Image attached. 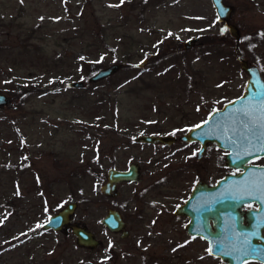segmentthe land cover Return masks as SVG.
<instances>
[{
	"label": "rangeland",
	"instance_id": "374dc122",
	"mask_svg": "<svg viewBox=\"0 0 264 264\" xmlns=\"http://www.w3.org/2000/svg\"><path fill=\"white\" fill-rule=\"evenodd\" d=\"M224 2L238 40L210 0H0V92L15 95L0 108V264H215L196 245L179 249L173 210L192 179L230 171L215 144L197 159V144L180 135L243 92L239 58L264 79V0ZM164 133L178 140H134ZM132 162L140 179L105 196L108 169ZM68 202L96 248L78 245L69 227L42 228ZM108 208L129 237L101 223Z\"/></svg>",
	"mask_w": 264,
	"mask_h": 264
},
{
	"label": "water",
	"instance_id": "95a60500",
	"mask_svg": "<svg viewBox=\"0 0 264 264\" xmlns=\"http://www.w3.org/2000/svg\"><path fill=\"white\" fill-rule=\"evenodd\" d=\"M218 21H222L225 23V27L229 30V33L237 40L239 39V31L237 27L230 22L231 13L233 11V7L231 5H227L224 0H210ZM198 38H190L183 42V46L185 48H189L193 42H196ZM241 62V67L244 69L248 77L245 81V86L243 92L233 98L232 100L224 103L220 108H216L211 111L208 116L199 124L202 125L204 121L208 120L209 124H203L202 128H197L196 125L189 128V130L181 137L184 141H198L201 144V147L204 149L209 143H216L219 148H222L227 151L226 159L229 167L239 168L241 171L237 173L226 174L220 182L213 187V189H219L217 193H222L227 188H244V182L246 179L249 183H259L261 176V170H264V165H248L244 161H238L237 163H233V158L235 156V152L231 148H227L224 141L217 138L216 136H202L201 133L206 131L214 121L209 120V117L212 116L219 110V112H224L226 109L237 107L238 104H230V101H238L241 97H249L251 92L257 91V82L264 83V79L261 76L260 70L255 65H250L245 59L239 58ZM145 60L142 61L139 65H143ZM120 64H112L109 67L98 69L95 73H93L88 81L93 82L104 77H107L118 70ZM68 87L71 88H80L83 86V82L81 81H70L68 82ZM10 99L4 94L0 93V108L8 105ZM191 129V130H190ZM137 143H145V144H153V143H162L168 144L174 140V137L169 135H151V134H139L134 138ZM259 157H264V153L258 154ZM255 157H245V160H251ZM253 171L254 175H248L249 171ZM140 179V168L139 165L135 162L130 163L126 169L120 170L116 168H110L107 171L106 181L102 183L100 186L101 192L108 197H116L119 195V191L117 189L118 184L122 182H135ZM206 187L204 184H198L191 194L189 201L194 199L198 189ZM233 188V189H234ZM229 201V200H225ZM77 204L75 202H68L65 204L60 210L56 213L50 215L47 220L43 223L42 228L45 230H63L66 228H70L71 232L76 238V243L82 247L92 248L96 247L98 244V239L94 236V233L91 232L87 227L80 225L76 222H72V216L75 212ZM262 205L259 203V208L250 213L251 220L252 218H256L258 221L264 216H262L260 209ZM181 209V208H180ZM180 209H177L179 212ZM101 223L112 233H117L121 238H124L128 235V230L126 229V223L118 209L108 208L105 216L101 219ZM255 225V224H252ZM263 225L261 224V228ZM259 233V232H258ZM262 239V238H261ZM263 246L257 247L264 249V239L261 240ZM241 249V248H236ZM215 250V249H214ZM231 251V255H220L219 253L214 251V255L221 257L228 263L231 264H242L245 260H258L264 263V258L258 255H248L242 256L240 251Z\"/></svg>",
	"mask_w": 264,
	"mask_h": 264
},
{
	"label": "snow or ice",
	"instance_id": "6c2138e0",
	"mask_svg": "<svg viewBox=\"0 0 264 264\" xmlns=\"http://www.w3.org/2000/svg\"><path fill=\"white\" fill-rule=\"evenodd\" d=\"M43 19V18H41ZM230 104H238L237 107L226 109L224 112H217L209 117V120L214 121L209 128L202 132V136H216L224 141L227 148H231L235 152L233 163L244 161L245 163H252V160H245V157L259 158L258 154L264 153V83L257 82V91L251 92L250 96L241 97L238 101H230ZM203 124H209L206 120ZM202 125H196L197 128H202ZM191 130V129H190ZM236 171H240L239 168ZM235 174V173H234ZM248 175H254L253 171H249ZM261 179L259 183H249L247 179L244 182V188L225 189L224 192L213 194L209 198L208 211L212 210V205L222 202L223 200H231L240 203L241 205L247 202L249 208L252 207L253 202L260 203L262 216H264V170L260 172ZM196 211H200V205H194ZM231 227L233 229V236H243L241 249L232 248V251H240L242 256L258 255L264 258V249L257 248L251 245V238L257 236V232H235L236 217H230ZM264 225V219L258 221ZM203 231L202 228L197 229ZM212 243L216 245L208 248L209 254L214 251L220 255H231L228 244L224 240H213ZM247 264V261H243Z\"/></svg>",
	"mask_w": 264,
	"mask_h": 264
},
{
	"label": "flooded vegetation",
	"instance_id": "af4514ba",
	"mask_svg": "<svg viewBox=\"0 0 264 264\" xmlns=\"http://www.w3.org/2000/svg\"><path fill=\"white\" fill-rule=\"evenodd\" d=\"M144 60L146 63L147 59H144ZM189 128L186 130V132L189 130ZM186 132L180 135L179 140L185 143L197 144V147H195L196 158L201 159L200 157L205 154V150L208 145L203 149L201 147V144L198 141L182 140L181 137ZM151 135H169V136L174 137V140L171 143L164 144L167 146L175 143L178 140L177 136L172 135L171 133L151 134ZM212 143L217 146L216 143L214 142ZM153 144H157V143H153ZM219 149L224 151L225 164L228 168H230V171H227V173H225L223 176L218 177V178L192 179L191 183H188L183 187L184 189L182 190L183 193L181 196L180 203L174 208L173 213L181 220L182 222L181 227L185 234L184 241L180 242V244L178 245L180 247L179 248L180 250L191 244L196 245L199 249L204 251V255L206 257L215 259V264H231V263L226 262L219 256H216L214 254H209V252L207 251L209 247H213L214 249L216 248V245L212 243V241L216 239L224 240V242L228 244L230 249L244 247V245L242 244L244 237L239 236L237 238V237H234L232 234L233 229L231 227L230 217H233V216L236 217L235 232L237 233H241V232L250 233L253 231L257 232V236L251 238V245L256 246V247L263 246V243L261 242V240L264 239V225L261 228V224L258 223V220L256 218H252L251 220L250 213L259 208V203L257 202H253L252 207L249 208L247 206V202L241 205L240 203L235 202V201L223 200L222 202L215 203L214 205H212L211 211L207 210L209 208L208 201H209L210 196L217 193L219 190V189H213V187L216 186L226 174L237 173L235 168L229 167L227 164V159H226L227 151L222 148H219ZM251 160H252V163H247L248 165H264V157L253 158ZM257 162H260V163H257ZM122 183H127V182H122ZM198 184H204L206 185V187L198 189L194 199L189 201L191 194L193 193L194 190H196L195 187ZM233 188L234 187H231L232 190L237 189V187L234 189ZM197 203H199L200 205V211H196L194 208V205H196ZM177 209H180L179 212H177ZM252 224H255V225H252ZM198 227L202 228L203 231H198L197 230ZM127 237H129V231H128V235L124 238H127ZM99 244L100 242H98L96 247ZM96 247H92V248H96ZM92 248H87V249H92ZM109 259H110V256H109ZM246 261H247V264H264L263 262L258 261V260H246ZM152 262H155V261H152ZM152 264H157V263H152Z\"/></svg>",
	"mask_w": 264,
	"mask_h": 264
},
{
	"label": "trees",
	"instance_id": "16d2710c",
	"mask_svg": "<svg viewBox=\"0 0 264 264\" xmlns=\"http://www.w3.org/2000/svg\"><path fill=\"white\" fill-rule=\"evenodd\" d=\"M233 39H234V37H233ZM235 40H236V39H235ZM237 40H238V39H237ZM22 88H24L25 90L22 89ZM27 90H28V89H27L26 87H21V91H20V93L23 94V95H26ZM9 99H10V100L15 99V95L12 94L11 97H9Z\"/></svg>",
	"mask_w": 264,
	"mask_h": 264
}]
</instances>
